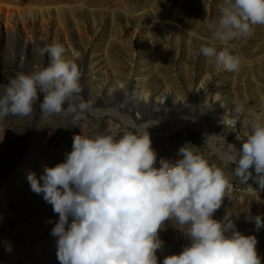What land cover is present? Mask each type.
<instances>
[{
  "label": "rangeland",
  "instance_id": "374dc122",
  "mask_svg": "<svg viewBox=\"0 0 264 264\" xmlns=\"http://www.w3.org/2000/svg\"><path fill=\"white\" fill-rule=\"evenodd\" d=\"M223 4L224 0H0V88L17 72L47 66L50 60L47 54L39 55L40 48L62 44L66 58L81 66V95L91 102L90 108L126 106L124 115L138 125L154 124L148 129L158 160L175 163L181 158L179 149L191 144L230 176L232 197L213 218L221 220L231 213L236 230L256 236L264 264V227L255 226L256 216L264 220V190L251 179L240 183L232 175L235 165L228 162V144L241 148L249 133L247 121L264 118V26H257L252 38H237L228 45L231 54L241 57L238 71L216 69L200 48L221 47L212 40L208 25L218 20ZM164 21L172 27L149 31L150 24ZM190 38L193 46L188 51ZM144 82L147 99L141 89ZM43 98L38 91L32 119L0 121V264H60L59 237L51 234L58 214L42 195L31 191L29 173L39 178L45 166L64 162L74 135L137 130L117 118L95 116L90 108L77 126H72L71 117L47 121L40 109ZM237 100L245 105L240 117L234 111ZM177 118L186 124L168 133L167 124ZM193 120L203 122L206 132ZM49 123L66 126L53 130ZM183 230L172 221L164 223L157 264L190 246Z\"/></svg>",
  "mask_w": 264,
  "mask_h": 264
},
{
  "label": "clouds",
  "instance_id": "9594fccd",
  "mask_svg": "<svg viewBox=\"0 0 264 264\" xmlns=\"http://www.w3.org/2000/svg\"><path fill=\"white\" fill-rule=\"evenodd\" d=\"M257 26H264V0H224L218 20L208 25L212 40L221 47L202 45L200 52L216 69L238 71L241 57L231 54L228 45L237 38H252ZM45 54L47 66L17 72L0 88V121L32 119L39 91L47 121L71 117L72 126L79 125L91 106L81 95V66L66 58L62 44H46L39 49L41 57ZM234 111L242 116L245 105L234 101ZM49 124L53 130L66 126ZM153 125L145 122L122 135L113 129L74 135L64 162L45 166L39 178L29 173L31 191L58 214L51 234L59 237L60 264H157L156 253L163 245L159 231L166 221L186 229L191 244L165 257L163 264H261L255 235L236 230L231 213L213 218L232 197L230 176L191 144L179 149L181 158L175 163L158 160L147 131ZM247 127L241 148L228 144V162L235 165L232 175L240 183L251 179L264 190V118L248 120ZM255 226L264 227L260 216ZM6 250L10 252L11 245Z\"/></svg>",
  "mask_w": 264,
  "mask_h": 264
},
{
  "label": "bare ground",
  "instance_id": "6f19581e",
  "mask_svg": "<svg viewBox=\"0 0 264 264\" xmlns=\"http://www.w3.org/2000/svg\"><path fill=\"white\" fill-rule=\"evenodd\" d=\"M166 21L168 22V20H166ZM180 21H182V23L185 24L186 26H188V25L191 24L188 20H180ZM214 21L215 20H210L209 24L212 23V22H214ZM182 23H180V25L183 26ZM169 26L172 27L170 23H166L165 21L164 22H157V23L156 22H153L149 26V31H151L154 28H160L161 30L165 31ZM147 36H149V35H147ZM153 39L154 38H152V40ZM192 46H193L192 43L188 45V47H187L188 48V51H190V49L192 48ZM198 59H199V61H201V58H198ZM136 85L138 87L140 86L139 84H136ZM141 89H142L143 95L145 96V99H147V95L145 93V92H147L146 89H145V82H144V84H142ZM213 98H215V99L218 98L217 97V94L213 93ZM125 109H126V106L124 107V106H121V104H119L117 107H114V108H111V109L110 108H106V109L90 108V111L93 112L95 114V116H97V115H101V116L104 115V116H106L107 115L108 118H117L119 121L123 122L126 125L133 126L137 130L140 129L143 124L138 125L137 122L133 118H131L129 115H124L123 111L126 113ZM188 113H189V111H188ZM193 122H195V124L198 125L201 128L202 131L206 132V127L204 128V125H203L204 123L203 122L198 121V120H193ZM185 124H186V121L184 120V118H177L176 121H172V122H170V123L167 124L168 130H169L168 133L174 131L178 127H180L182 125H185ZM147 131L149 132V134H151L150 131H149V129H147Z\"/></svg>",
  "mask_w": 264,
  "mask_h": 264
}]
</instances>
